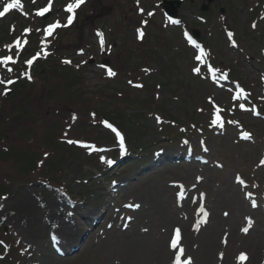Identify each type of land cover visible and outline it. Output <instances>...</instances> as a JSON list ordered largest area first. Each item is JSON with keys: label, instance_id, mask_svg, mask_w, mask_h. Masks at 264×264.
I'll list each match as a JSON object with an SVG mask.
<instances>
[{"label": "rangeland", "instance_id": "rangeland-1", "mask_svg": "<svg viewBox=\"0 0 264 264\" xmlns=\"http://www.w3.org/2000/svg\"><path fill=\"white\" fill-rule=\"evenodd\" d=\"M10 2L0 0V11ZM23 3L0 17V58L12 56L16 66H23L14 70L0 63V79H20L0 84V100L6 88L13 87L11 95L18 90L31 66L37 83L27 99L14 94V122L0 133L13 146L0 155V205H8L22 190L32 191L33 197L46 192L51 195L46 200L64 203L78 219L91 216L92 226L81 220L83 234L69 253L51 263L47 250L58 234L54 226L46 231L41 248L16 227L32 219L2 207L0 264L12 263L17 256L12 246L25 264H122L114 234L133 233L138 227L135 233L145 236L156 251L161 234L173 238L175 229L184 225L193 240L169 250L165 264H171L180 247L184 258L194 260L193 252L209 250L213 236L218 245L210 264H263L264 243L256 263L251 245L259 237L264 242V0H183L178 8L182 25L198 30L207 46L203 49L209 57L201 60L196 59L200 48L191 46L183 26L169 24L163 0H89L79 10L77 25L70 27L68 17L74 15L66 9L76 0H51L52 13L44 20L37 12L48 7L49 0ZM57 21V46L54 37L50 44L44 36L53 52L47 59L50 50L35 34ZM230 28L237 45L229 40ZM106 59L109 66L102 64ZM197 67L199 73L193 70ZM109 69L116 75L109 76ZM211 69L217 70L215 76ZM32 101L35 106L29 110ZM255 107L259 115L253 114ZM217 108L223 131L214 127ZM106 117L127 134L123 149L116 132L103 122ZM126 151L129 157L118 165L107 162ZM139 192H147L163 207L190 205L192 215L177 216L168 225L157 214L155 220L142 217L138 209L145 203ZM248 218L251 227L245 233ZM241 253L247 254L246 260L238 259ZM146 255L128 264H154L156 258Z\"/></svg>", "mask_w": 264, "mask_h": 264}, {"label": "bare ground", "instance_id": "bare-ground-1", "mask_svg": "<svg viewBox=\"0 0 264 264\" xmlns=\"http://www.w3.org/2000/svg\"><path fill=\"white\" fill-rule=\"evenodd\" d=\"M138 194L137 195L141 197L143 199V202L145 203L144 208L142 207L143 205L140 204V207L138 209V212H141L142 217L145 216L147 218H150L151 220H155L154 216H156L157 214L160 216V220L163 222L162 224L168 225L176 221L177 216L180 217L184 214L187 215V219H189V217H191L192 215L190 205L188 206L187 204H184L182 206H179L177 204L176 206H174V209H172L171 207L168 208L166 205L163 207L162 204H157V202L153 200V198H151V200L150 195H148L147 192H139ZM50 196V194L44 192L42 193V195L40 194L37 197H33L32 191L22 190L19 191L16 196L8 202V205L3 207L2 210H16V216H19L23 213L25 214L24 218H31L32 220H28V222L22 224V226L18 225L16 227L20 229L21 233L25 232L24 235L31 244H36L41 248L46 245V231L54 226V230L58 233L56 234L57 239L56 241H52L55 242V244L52 245L53 248L47 250V255L50 259V262L53 263L59 262L61 259L60 255H62L64 252L69 253L71 251V247L75 245L77 238L82 235L85 230V227L82 223L84 222L86 225L89 224L90 226H92V217L82 215V222L80 219H78L77 216L71 214L70 210L67 209L64 203H56L53 200L48 201L45 199ZM146 204L149 206H147ZM73 209L76 210L74 206ZM242 209L246 211V207ZM155 210L157 211L156 213L154 212ZM90 212L93 213V210L90 209ZM101 217L102 215L100 216V219ZM12 218H15V216L9 217L10 220ZM236 223L238 224L239 220L233 224L232 233L236 232ZM137 228L138 227L133 228V233H123L118 237L115 234L112 236V238H117V246L122 249V252L120 253L122 256V264H128V262L134 261L137 256L145 259V257H147L146 254L153 255L156 258L154 264H165L170 253V249L168 248L170 239L168 238V235H166V233H163L161 234L160 238L156 240L155 243L157 244V247L155 251L154 246L151 247V249L149 248L145 236H142L140 233H135V229ZM180 230V241L185 240L186 244L188 245V243L193 240L190 228L184 225V227ZM213 238L214 239H212L211 243L209 244V250H203V252L199 250L195 252L192 251V255H194V260L193 257H191L192 264H210V262L213 263L210 257L212 255L213 249L218 245V243H215V236H213ZM253 239H255V237H253L251 241H253ZM254 242L251 245L252 251H250L252 255L251 259L254 263H256L258 254L262 252L261 248L264 242L261 237L258 238V241L254 240ZM186 259L187 257L184 260ZM259 261H264L263 255L262 259H260ZM257 264L262 263L258 262Z\"/></svg>", "mask_w": 264, "mask_h": 264}, {"label": "snow or ice", "instance_id": "snow-or-ice-1", "mask_svg": "<svg viewBox=\"0 0 264 264\" xmlns=\"http://www.w3.org/2000/svg\"><path fill=\"white\" fill-rule=\"evenodd\" d=\"M33 2H35V0H33ZM81 3H83V0H76V3H74V4H73V3H69V4L67 5V9H66V10H67L68 12L72 13V12H74V10H75V9H76ZM137 3H139V0H137ZM20 7H22V5H21V3H20V0H11V2L8 3V4L3 8L2 11H0V17H4V16H5L10 10H12V9H16V8H20ZM50 8H51V0H49V5H48V7H45V8H43V9L38 10L37 15H44L46 12H48V11L50 10ZM141 11H143V9H141ZM148 14H149V15H152V13H148ZM72 20H73V16H69V17H68V23L71 24ZM145 23H147V22L145 21ZM175 23H179V21H175ZM60 26H61V25H60L59 21H57L56 23L50 24V25L47 27L46 32H47L49 35H51L52 32H53V30L56 29V28H58V27H60ZM255 26H256V25L254 24L253 27H255ZM25 31H29V32H30L31 29H26ZM139 34H140V37H141V38H142L143 35H144V33H143L142 30H140V33H139ZM228 35H229V37H231V36H233V33L229 32ZM100 36H101V43L103 44V39H102L103 34L101 33ZM188 39H189V41H190L191 43L195 44V41H193L191 37H188ZM232 43L235 45V40H233ZM17 46H19V41H17ZM197 47H200V46L197 45ZM37 55H39V53H38ZM204 55H205L204 49H203L202 47H200V55L196 56V59H197V60H201V59L204 57ZM34 59H35V57H33V59H29V60H27L26 63H27L28 65H31V64L33 63V60H34ZM10 61H13V62H14V58H13L12 56H5V57H3V58H0V63H3L5 66H7L8 62H10ZM65 63H71V61H65ZM7 70H8L9 72L12 71L11 68H7ZM193 70H194L196 73H199V72H200V68H198V67H197V68H194ZM211 71L213 72V75L215 76V73H216L217 70H216V69H211ZM25 75H27V73H25ZM108 75H109V76H115L116 73L113 72L111 69H109V70H108ZM28 78L31 79V76H28ZM13 83H15L14 80H7V81H5V80H3V79H0V84L11 85V84H13ZM138 87H142V85H138ZM8 91H10V89L6 88L5 91H4V93H2V94L7 95V94H8ZM241 93H243V89H241ZM241 107L243 108L244 105H241ZM216 111H217V115H216V118L213 120V123H214V124L219 123V124H221V126H222V119H221L220 115L218 114V113H219V109L217 108ZM257 115H259V113H257ZM104 123L107 125L108 128H110V129H112L114 132H116V134H117V136H118V138H119L120 146H121V148L123 149V148H124V136H123L120 132H118V131L113 127L112 124L108 123L107 121H105ZM244 135H245V137H247V138H249V139L251 138V136H250L249 133H244ZM69 143H73V141H69ZM102 159H104V158L102 157ZM107 162H108V163H113L112 161H107ZM261 163H264V161H261ZM252 205H253V207L256 206V202H255V200L252 201ZM2 207H3V205H0V208H2ZM128 207H139V205H128ZM204 215L206 216V215H207V212H204ZM225 215H227V213H225ZM248 219H249L248 227H245V228L242 229L245 233L248 232L249 227H251V219H250V218H248ZM53 239H55V236H53ZM180 239H181V230H180L179 228H176V229H175L174 238L171 240V247H172L173 249L177 248V245H178ZM225 242H226V241H225ZM2 243H3V241H0V244H2ZM183 255H184V248H183V247H180V248H179V252L175 254L174 264H192L191 257H188L186 260H182L181 257H182ZM221 256H223V253H221ZM238 259L241 260V261L246 260V259H247V254H246V253H241V254L239 255Z\"/></svg>", "mask_w": 264, "mask_h": 264}, {"label": "trees", "instance_id": "trees-1", "mask_svg": "<svg viewBox=\"0 0 264 264\" xmlns=\"http://www.w3.org/2000/svg\"><path fill=\"white\" fill-rule=\"evenodd\" d=\"M77 25V24H76ZM60 37V33L58 34L57 39L55 40V44L58 41ZM53 63V62H52ZM50 63V64H52ZM64 71H66L67 67H61ZM34 76V75H33ZM32 76V77H33ZM37 83V82H36ZM35 80L34 78H32L31 80H24L23 83H21L19 85L18 90L15 91V93L17 92V98L18 97H23L25 99H27L26 96H32L31 94H33L34 89H35ZM13 90V89H12ZM28 90H30L29 92H27ZM14 93V94H15ZM14 94H7L4 95L2 97V100H0V133L3 132V127L5 126V128L7 129V126H11L14 122V120H12L13 118V113L15 110L16 105V101L15 99H17L16 97H14ZM77 101L79 102L80 100H78V98H76ZM37 99H34V102H36ZM79 105V103H78ZM35 106V104L33 105V101L30 103V106L27 107V109L31 110L30 107ZM95 115H99V113L95 110L94 112ZM101 115V113H100ZM107 118V117H106ZM12 121V122H11ZM2 128V129H1ZM8 132H6L7 134ZM2 138H0V155L2 154H6L8 152H10V150L13 148V146H11V143H8V139L6 137L5 134H2L1 136ZM7 144V145H6ZM78 151V150H77ZM79 152V151H78ZM55 153H58V150H55ZM83 155V154H81ZM49 157V154L47 155V158ZM12 179V178H11ZM13 180V179H12ZM16 180V178L14 179V181ZM13 248V253L14 255L17 254V256L15 258H12L11 261L12 263H8V264H25V262L23 263L21 261V259L19 260L18 257H20L21 253L18 252L17 247L12 246Z\"/></svg>", "mask_w": 264, "mask_h": 264}, {"label": "water", "instance_id": "water-1", "mask_svg": "<svg viewBox=\"0 0 264 264\" xmlns=\"http://www.w3.org/2000/svg\"><path fill=\"white\" fill-rule=\"evenodd\" d=\"M167 12H168L169 14H176V9L173 8V3H172V2L169 3V5H168V7H167ZM195 35L198 36V32H195ZM108 63H109V62H107V64H108Z\"/></svg>", "mask_w": 264, "mask_h": 264}]
</instances>
